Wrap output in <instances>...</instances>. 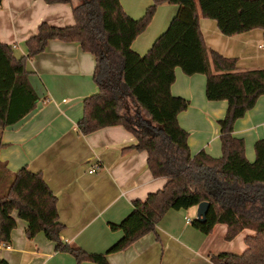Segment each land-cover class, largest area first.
Here are the masks:
<instances>
[{"label":"trees","instance_id":"trees-1","mask_svg":"<svg viewBox=\"0 0 264 264\" xmlns=\"http://www.w3.org/2000/svg\"><path fill=\"white\" fill-rule=\"evenodd\" d=\"M43 1L70 5L74 25L61 28L41 23L37 34L25 42L26 54L19 58L11 46L0 43V133L33 113L39 101L28 81L27 60L42 53L51 40L77 43L95 59L93 80L98 88L97 94L83 100L77 132L88 135L122 126L136 140L133 149L146 153L151 176L166 182L144 201L133 202L131 212L119 224L111 225L122 232L121 238L105 254L93 255L61 242L57 197L42 174L26 168L10 173L0 162V243L10 241L17 220H21L28 239L42 234L55 251L70 254L78 264H108L107 254L154 233L168 211L188 210L207 202L205 221L190 222L201 234H210L217 224L227 226L226 241L244 230L255 233L245 239L242 254H212L210 262L264 264V140L255 143V161L249 163L243 141L232 136L234 122L264 96V69L239 70L236 59L207 49L198 23L200 18L214 20L226 37L260 29L264 41V0H153L138 20L129 17L118 0ZM162 4L176 5L178 11L147 53L139 56L131 44ZM176 68L186 76L204 75L206 99L227 102L226 115L218 122L219 159L203 151L190 155L188 134L177 122L189 103L170 93ZM0 264L7 262L0 259Z\"/></svg>","mask_w":264,"mask_h":264},{"label":"crops","instance_id":"crops-1","mask_svg":"<svg viewBox=\"0 0 264 264\" xmlns=\"http://www.w3.org/2000/svg\"><path fill=\"white\" fill-rule=\"evenodd\" d=\"M124 12L140 19L153 0H118ZM178 7L159 5L143 33L131 49L144 56L154 41L166 31ZM55 27L74 25L72 7L48 5L43 0H0V43L12 47L14 55L26 54L25 42L37 34L41 23ZM199 29L207 49L236 59L239 70L264 69L263 32L254 29L226 37L214 20L199 19ZM28 81L38 97L36 109L23 121L1 131L0 162L10 173L26 168L42 177L57 197L58 220L63 226L60 240L87 254L102 255L122 236L111 225L119 224L132 210L133 202L163 188L164 178H153L147 168L146 153L133 149L135 138L122 126L106 127L88 135L76 130L83 116V100L98 93L93 80L95 59L77 43L51 40L39 55L27 60ZM170 87L173 97L188 101L177 122L187 134L190 155L200 151L214 159L222 156L218 122L227 112L226 101H208L206 77L186 76L176 68ZM232 136L242 140L244 157L255 161V143L264 140V96L236 120ZM98 164L94 174L90 165ZM197 206L170 210L148 233L124 250L106 255L108 264H212L210 255H240L245 239L254 236L244 230L226 241L227 226L217 224L203 235L186 218H196ZM26 224L17 220L8 248L0 250L7 264H78L73 256L58 252L42 234L25 236ZM79 264H95L83 261Z\"/></svg>","mask_w":264,"mask_h":264},{"label":"water","instance_id":"water-1","mask_svg":"<svg viewBox=\"0 0 264 264\" xmlns=\"http://www.w3.org/2000/svg\"><path fill=\"white\" fill-rule=\"evenodd\" d=\"M208 209H209V203L202 202V203L198 204L197 210H196L195 221H197L198 223H203L205 221Z\"/></svg>","mask_w":264,"mask_h":264},{"label":"built area","instance_id":"built-area-1","mask_svg":"<svg viewBox=\"0 0 264 264\" xmlns=\"http://www.w3.org/2000/svg\"><path fill=\"white\" fill-rule=\"evenodd\" d=\"M99 169L98 164L90 165L88 174H94ZM191 220L189 218H186V223H190ZM8 248L7 243H0V250Z\"/></svg>","mask_w":264,"mask_h":264},{"label":"rangeland","instance_id":"rangeland-1","mask_svg":"<svg viewBox=\"0 0 264 264\" xmlns=\"http://www.w3.org/2000/svg\"><path fill=\"white\" fill-rule=\"evenodd\" d=\"M156 9H157V8H156ZM128 106H129L130 111L133 112V111H134L133 106H132L130 103L128 104ZM20 222H23V221L20 220Z\"/></svg>","mask_w":264,"mask_h":264}]
</instances>
